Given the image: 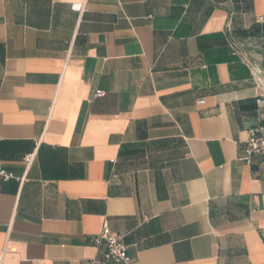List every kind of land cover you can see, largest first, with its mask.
<instances>
[{
    "label": "crops",
    "instance_id": "1",
    "mask_svg": "<svg viewBox=\"0 0 264 264\" xmlns=\"http://www.w3.org/2000/svg\"><path fill=\"white\" fill-rule=\"evenodd\" d=\"M245 61L264 0H0L2 264H101L105 225L130 264H264Z\"/></svg>",
    "mask_w": 264,
    "mask_h": 264
},
{
    "label": "built area",
    "instance_id": "2",
    "mask_svg": "<svg viewBox=\"0 0 264 264\" xmlns=\"http://www.w3.org/2000/svg\"><path fill=\"white\" fill-rule=\"evenodd\" d=\"M85 5L84 4H73L72 9L78 13H82ZM227 32L229 33V44H231L232 50L235 55H239L240 47L238 43L234 41L231 37L230 24L227 26ZM246 64L250 65L252 73L254 74V81L256 86L262 91L260 96L257 98L256 104L262 110L260 112V118L258 120V125L248 132L247 142L244 149V155L242 157V162L250 164L252 159L255 157H261L264 159V73L258 64L249 63L245 61ZM97 97H103L105 94L103 91H98L96 93ZM200 104L204 101H200ZM35 155H28L25 160L28 165L34 162ZM0 176L5 182L13 179L14 176L7 173L4 169L3 164L0 162ZM93 244L98 247H105V255L101 264H107L109 262L115 263H125L130 264L132 259L129 255L127 246L123 243L122 236L113 235L108 226L105 225L102 232L92 239ZM0 264H2V256H0Z\"/></svg>",
    "mask_w": 264,
    "mask_h": 264
}]
</instances>
